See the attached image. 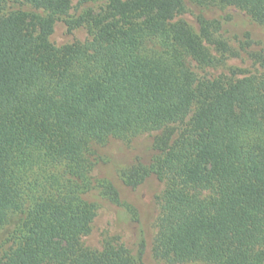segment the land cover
<instances>
[{
  "label": "trees",
  "instance_id": "16d2710c",
  "mask_svg": "<svg viewBox=\"0 0 264 264\" xmlns=\"http://www.w3.org/2000/svg\"><path fill=\"white\" fill-rule=\"evenodd\" d=\"M22 1L39 13L0 17V229L14 221L0 264H141L122 246L81 241L97 213L90 191L121 205L92 180L91 145L150 132V162L120 176L132 189L150 176L165 185L154 257L264 264V50L248 34L232 48L203 16L196 32L178 18L186 0H109L65 22L90 40L57 47L49 38L71 1ZM188 1L234 6L264 26V0ZM238 52L260 72L198 75Z\"/></svg>",
  "mask_w": 264,
  "mask_h": 264
},
{
  "label": "rangeland",
  "instance_id": "374dc122",
  "mask_svg": "<svg viewBox=\"0 0 264 264\" xmlns=\"http://www.w3.org/2000/svg\"><path fill=\"white\" fill-rule=\"evenodd\" d=\"M0 17L12 12L21 11L31 17L39 13L22 0H0ZM71 10L66 16H60L54 25L49 40L57 47L84 43L91 39L90 30L82 26L69 31L68 19L92 14L100 15L109 0H88L80 4L79 0H70ZM186 2L185 12L178 18L189 24L196 32L199 29L198 18L203 16L209 21H217L219 33L228 44L237 50L238 41L250 35L257 49L264 50V26L255 23L243 10L229 5L200 7ZM216 58L219 54L213 53ZM213 68L198 71V75L207 78L222 77L236 80L245 76L258 74L260 69L248 57L238 52L237 56H226ZM158 132H150L129 141L109 139L103 145L92 144L90 159L93 168L91 178L111 184L120 197L121 205H114L101 197L99 190L94 189L86 195L89 202L97 205V213L88 236L82 238V247L88 251L100 252L106 245L122 246L129 253L138 257L141 264H171L156 259L153 246L157 234V218L160 213V197L165 185L154 176L148 177L136 189L125 185L120 174L127 167L141 163L147 165L153 156V143ZM14 221L0 229V258L12 245L11 231ZM182 264H204L189 262Z\"/></svg>",
  "mask_w": 264,
  "mask_h": 264
}]
</instances>
